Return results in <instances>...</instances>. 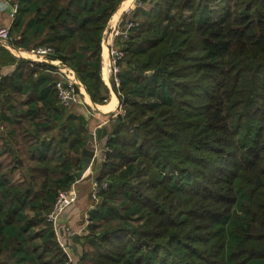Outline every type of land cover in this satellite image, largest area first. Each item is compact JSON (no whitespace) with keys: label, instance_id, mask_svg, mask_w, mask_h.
<instances>
[{"label":"trees","instance_id":"trees-1","mask_svg":"<svg viewBox=\"0 0 264 264\" xmlns=\"http://www.w3.org/2000/svg\"><path fill=\"white\" fill-rule=\"evenodd\" d=\"M18 1L10 30L11 35L21 30L23 40H12L13 45L54 47L52 57L72 66L91 99L103 103L108 85L102 77V33L122 0ZM140 1H149V8H134L121 18L123 24L132 22L126 57L116 61L123 110L108 124L107 158L96 169L98 183L106 180L108 186L90 213L80 264H264V0H217L210 10L196 7L198 0ZM140 14L147 34L134 24ZM163 22L167 27L160 34ZM42 29L48 30L47 42L25 45L27 31ZM18 58L0 46V65L21 64L15 74L0 78L3 119L11 105L47 101L30 93L19 102L15 88L22 69L34 86L37 69L51 67ZM48 100L60 103L55 82ZM16 112L11 134L19 130L15 126L44 118L39 109ZM82 121L83 128H72L76 170L83 168L80 153L88 140L87 120ZM66 139L52 140L51 146ZM25 148L11 151V172L22 169L17 158ZM27 156V166L48 162ZM3 159L0 264H63L65 253L51 223H43V212L36 218L25 211L27 199L52 202L58 192L45 191L67 188L76 176L63 168L62 175L49 172L43 179L45 174L32 168L30 175L9 182Z\"/></svg>","mask_w":264,"mask_h":264},{"label":"crops","instance_id":"crops-1","mask_svg":"<svg viewBox=\"0 0 264 264\" xmlns=\"http://www.w3.org/2000/svg\"><path fill=\"white\" fill-rule=\"evenodd\" d=\"M2 1L3 0H0V26L7 25L10 21L9 12H7V10H5L4 7L2 6ZM70 8L75 9L76 11L80 10V6L78 5L76 6V5L71 4ZM121 14L119 16H121ZM36 15L37 13L36 14L32 13L33 18H35ZM42 30L43 31L40 34L36 32L29 33L27 31L25 34V38H24L25 45L27 44L35 45V44H41V43L47 42V37L49 34L47 32L48 30H44V29ZM12 40L14 42H20L23 40V34L21 30L16 31V33L13 34ZM0 46L10 51L13 55L17 56L14 53V51H12L10 48L8 49L1 44ZM20 66L21 64H17V61L11 62L10 64H6V65H0V78L3 76H10L12 74H15L18 71ZM22 71L25 74L21 73V80L20 78L17 79L18 85L15 88V90L21 93V95L19 96V102L22 103L24 100H26L30 93L38 94L39 97L40 95H42L44 100L47 99V101L45 100V103H44L39 100V103L36 102V103H29V104H26L23 102L24 104H20L19 106L11 105L10 106L11 111L6 110L7 109V106H6L5 107L6 113L4 115V119L0 113L1 121L3 120L2 121L3 125L1 126L2 129L0 128L2 130V131L0 130V158H4L3 161L7 162L5 165L2 164L3 171H4L3 175L9 178V182L10 181L15 182L16 179H18L17 177L20 175L23 176L24 173H28V175H30L32 168H35L36 171L41 175H44V174L47 175L49 172L62 175L63 174L62 172L64 171L63 168L65 169L66 173H71L75 175L74 173L76 171L75 165L77 163L75 158H77L78 153L75 152L76 146L72 145V141L76 136L73 134L72 128H74V125L78 127L80 126L81 128H83L82 119L87 120L88 128L86 131L84 130L83 136L87 137L88 140L85 142L84 146L81 148V153H80L82 166L84 165L85 167V163L83 160V157H84L83 151L87 145V142L91 138L90 136L93 137L92 135L93 131H96L97 133V130L99 128H102L105 126L108 129V124L106 123L101 124L100 122V124H96V120H97L96 117H101V116L104 117V115H106V113L103 112V110H101L102 105L94 103V100L91 99L90 94L87 90V87L84 83L79 89L77 103L75 102L71 106H67V105L63 106L59 102L54 103L53 101L48 100V96L50 92V86L53 85V82L56 81L57 74L52 73L50 70L48 74L47 69L45 70L39 67L37 69L38 73H35V76H34L35 79L32 82L34 86H29L28 83H30L31 79L27 82V77L25 76H28V74L26 73L25 70L22 69ZM15 107H17V109H15ZM56 107L58 109L54 110ZM38 109L44 112V118L37 119L36 117L34 119L29 120V122H25L23 127L15 126L19 130L17 132H13L12 134L10 133V130L15 125L14 123H11V122H14L15 121L14 119L17 117L16 110L29 113V112H32ZM108 133H109V130H108ZM34 136H38V139L40 141L35 142L33 145H31V141H29L28 138L34 137ZM64 137L65 138L67 137L66 141L62 143L58 148L54 149V147L51 146L50 142L52 140H58V139L61 140ZM96 137H97L98 143L102 145L103 143V140H101L102 138L97 135ZM19 141H20V146L18 143ZM21 146H25L26 148L25 150L22 149L21 151L22 155H19V157L17 158V161L20 163L22 162L21 166L23 167L18 172H16V170L11 172L12 170L9 169V165H8V162L13 159L11 151L14 150L16 152L17 150L20 149ZM28 154L29 155L33 154L34 156H36V158L39 156H42L43 158H47L48 162H45V163L42 162L40 163V165H37L35 163L33 167L30 166L32 164L27 166L26 164H24V157L28 158L27 156ZM72 156H73V159H72ZM56 157L62 158V160L68 158L70 163L69 162L65 163L63 161L64 163L63 164L61 161H58ZM71 162H74V165H71ZM93 174H95L93 177L89 175L88 179H86L85 182H83L80 186L78 185L79 198L77 202H75L72 205V207L69 208L70 209L68 211L69 213L67 214V216H65V219L67 220L68 223H64L65 225L70 224V225H73L74 227V225L79 226L81 223L82 225L84 224V221H83L84 214L86 213V210L91 203L90 202V199H91L90 198V185L94 177L97 176L96 170L93 171ZM41 183L42 181H39L37 183L38 185L37 184L34 185V188L39 189L40 188L39 184ZM72 183L73 181L70 182L68 187H70ZM53 201L50 203L51 206L54 203Z\"/></svg>","mask_w":264,"mask_h":264},{"label":"rangeland","instance_id":"rangeland-1","mask_svg":"<svg viewBox=\"0 0 264 264\" xmlns=\"http://www.w3.org/2000/svg\"><path fill=\"white\" fill-rule=\"evenodd\" d=\"M125 1L126 0H122L119 3V5L117 6V9H116V12L111 16L109 21H107L106 25L104 26V31L102 33V42H101V46H102V64H103V61H104L103 53H104V51H106V52H108V55H109V60H110L111 67L109 68V79L106 82L105 79H104V72H103V66H102V77H103L104 81L106 82V84L108 85V93H107L106 100L103 103H101L100 105H102L101 106V108H102L101 110H103V112L106 113L108 118H107L106 115H104V117L103 116L96 117L97 118L96 124H100V122H101V124L102 123L110 124V121L115 119L114 117L116 116V114H118L119 111L123 110V103H122L123 100H122V95H121L120 90H119L120 85H121L119 73H120L121 70H120L119 66L116 64V61H117V59L119 57H122V58L126 57V53H125V50H124L125 49L124 42L127 41V38L129 37V35L131 33V30H130L131 26H129L130 22L126 23V24L125 23L124 24L121 23V18H122V15L124 13H131V12L135 11V10H133L134 9L133 5H135V0H130L129 2L124 4ZM216 1L217 0H198L196 7L200 8V9H202L203 7H207L208 10H210V8H214V6L217 4ZM203 5H205V6H203ZM149 6H150V4H149V1H148V2H145V3L142 2L141 6H136L135 5L134 7L135 8L142 7L143 9L147 10L149 8ZM117 12H118V14H117ZM136 12H139V9H136ZM182 13H183L182 15L185 17L186 16V12H182ZM116 14H117V17H116V21H115V24H114V22L112 23V19H113V17ZM120 14H121V16H119ZM119 17H120V19H119ZM135 18H136V21H135L134 24L135 25L137 24V27L141 28V30L144 31V34H147L146 30H147L148 27H147L146 20L141 16V14H140V16H135ZM180 18H183V17L181 16ZM176 23H177V21L174 20L173 23H171L169 26L175 25ZM135 25H133V26H135ZM166 25H167V23L163 22L161 25L157 26V30H158V32L160 34L164 33V31L166 30V27H167ZM132 33H133V31H132ZM12 37H13V35H12ZM48 70H50V71L52 70L51 72H55V69H52V68H49ZM78 79L80 80V78H78ZM113 80H114V82L116 84V87L118 89V94L114 91V89L112 87L113 86ZM141 80L143 81L144 87H146V92H148V89H147L148 85L146 84L147 81L144 78H142ZM81 83H83V82H81ZM131 86H135V84L132 83ZM155 97H156V94L155 95H151L150 99L151 100H155ZM95 104H98V103H95ZM96 111H98V110H96ZM109 115H111V116H109ZM90 137H91L90 139L93 140V137L92 136H90ZM101 158H103V154L101 155ZM100 159L95 165H92L90 168L87 169L83 165V168H80V169H78V170H76L74 172L75 176H76L75 181L78 180V182H79L78 185L79 186L83 182H85L86 179H88L89 175H91V177H93L95 175V174H93V171L96 170L103 163V161L105 160V159H102V160H100ZM45 177H47V175L42 176L43 179ZM96 182H97V178L94 177V179H93V181H92V183L90 185V198H91L90 202H92L93 187H94V184ZM103 182H107V181L104 180ZM103 182L100 183V184H103ZM97 185H99V184L97 183ZM67 188H59L57 190H56V188H54V189L46 190L45 192H46V194L48 192H51L55 196V194H57V192L59 190H63V189H67ZM56 198H57V196L55 197V200H56ZM55 200L53 202H55ZM27 201H28V203H27V206H26L25 213L28 216H30V217L38 218L37 217L38 215H36L37 211H39L40 213L43 212L44 216H43V214H41V217L45 218L43 223L46 225L47 224L46 216L48 214H50V212L52 211L51 209L53 207V205L51 207V204L49 206H46V205L51 203V201L46 202L45 198H41V201H38L37 197H36V199H31V200L27 199ZM100 201H102V195H100ZM40 203L44 204V206H41V207L37 208V210H34L31 207L33 205H38ZM72 205L69 206L68 210L61 216V219H60L61 220V224L65 225L64 223H68L67 220L65 219V216H67V214L69 213L68 212L70 210L69 208H71ZM83 221H84V219H83ZM83 225L81 223L79 226H75L74 225V227L77 228V230L79 231V230H82ZM87 231H88V229L86 227V229L84 231H81L80 233L77 234L78 236L74 235V236L71 237L70 241H68V246H70L72 248V250H73V252H71L70 248L67 247L68 251H70V254H71V258H72L71 263L72 264H80V261H81L80 260V256L83 255V251L85 250L84 248L86 247V244L83 245V243L85 241V237L83 235H86ZM76 238L81 239V240L78 241L79 243L76 241ZM77 245L78 246L80 245V246L78 247Z\"/></svg>","mask_w":264,"mask_h":264},{"label":"built area","instance_id":"built-area-1","mask_svg":"<svg viewBox=\"0 0 264 264\" xmlns=\"http://www.w3.org/2000/svg\"><path fill=\"white\" fill-rule=\"evenodd\" d=\"M19 5L20 4L18 0L2 1V6L5 10H7V12H9L10 21L7 25L0 26V44L8 49L10 48L18 57L24 60H33L44 64L47 63L48 65H50L52 69H55V72L52 73L57 74L55 83L58 90V101H60V104L65 106L73 102H78L77 88L79 87L80 89L83 83H81L78 79L76 71L72 66L68 65L65 61L63 62L59 58L52 57L56 53L54 47L48 44L31 46L27 49L13 46L11 42L12 35L10 29L16 18V15L18 14ZM135 5L141 6L142 2L140 0H135ZM135 5H133V8H135ZM129 26H132V22L129 23ZM92 135L94 137L93 141L96 143L97 148L95 151V157L92 159L90 165L86 167L87 169L90 168L92 165H95L101 158L102 154L103 158H101L100 160H106V152L109 150L106 144L101 145L98 143L96 131H93ZM78 183V180H76L67 189L58 191L59 193L51 209L52 211L46 216V221L48 223H51L52 228H54L57 241L62 247L63 252L65 253L66 259L63 264H70L72 261L70 251L73 252V250L70 246H68V241H70L72 236L77 235L78 233L86 229L88 224L91 222V211L97 208L98 204L100 203V195L103 189L108 186V182H103V184H100L97 181L94 184L92 202L90 203L84 215L83 228L82 230L78 231L77 228L73 227L70 224H61L60 220L61 216L68 210V207L78 200ZM97 183L99 185H97ZM67 247L70 248V251H68Z\"/></svg>","mask_w":264,"mask_h":264},{"label":"water","instance_id":"water-1","mask_svg":"<svg viewBox=\"0 0 264 264\" xmlns=\"http://www.w3.org/2000/svg\"><path fill=\"white\" fill-rule=\"evenodd\" d=\"M148 74H150V72H148ZM113 89L114 91L118 94V89L116 87V84L113 80ZM97 136L101 137L102 140H103V145L106 144L107 140L109 139V134H108V129L106 127H102V128H99L97 130V133H96ZM96 143L90 139L88 142H87V145L86 147L84 148V151H83V160H84V163H85V167H87L88 165H90L92 159L95 157V151H96Z\"/></svg>","mask_w":264,"mask_h":264},{"label":"bare ground","instance_id":"bare-ground-1","mask_svg":"<svg viewBox=\"0 0 264 264\" xmlns=\"http://www.w3.org/2000/svg\"><path fill=\"white\" fill-rule=\"evenodd\" d=\"M130 0H127L124 4L129 2ZM120 11V10H119ZM118 14V12H117ZM117 14L113 17L112 23L116 21ZM104 61H103V72H104V79L107 82L109 79V68L111 67L110 60H109V55L108 52L104 51L103 53ZM52 71V70H51ZM116 100V99H115ZM116 102V101H115Z\"/></svg>","mask_w":264,"mask_h":264}]
</instances>
